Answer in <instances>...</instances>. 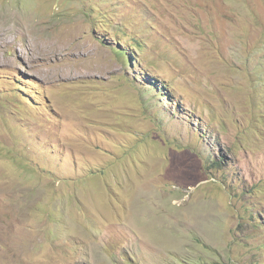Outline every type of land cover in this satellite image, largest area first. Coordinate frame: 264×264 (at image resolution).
<instances>
[{"label":"rangeland","instance_id":"rangeland-1","mask_svg":"<svg viewBox=\"0 0 264 264\" xmlns=\"http://www.w3.org/2000/svg\"><path fill=\"white\" fill-rule=\"evenodd\" d=\"M0 264H264V0H0Z\"/></svg>","mask_w":264,"mask_h":264},{"label":"trees","instance_id":"trees-1","mask_svg":"<svg viewBox=\"0 0 264 264\" xmlns=\"http://www.w3.org/2000/svg\"><path fill=\"white\" fill-rule=\"evenodd\" d=\"M219 165V164H218Z\"/></svg>","mask_w":264,"mask_h":264}]
</instances>
